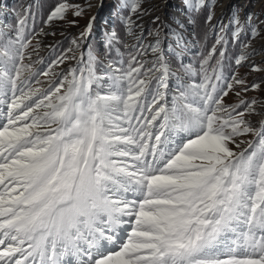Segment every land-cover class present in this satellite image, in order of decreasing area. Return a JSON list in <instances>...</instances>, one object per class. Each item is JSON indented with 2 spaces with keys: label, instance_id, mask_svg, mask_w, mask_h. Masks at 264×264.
Segmentation results:
<instances>
[{
  "label": "snow or ice",
  "instance_id": "1",
  "mask_svg": "<svg viewBox=\"0 0 264 264\" xmlns=\"http://www.w3.org/2000/svg\"><path fill=\"white\" fill-rule=\"evenodd\" d=\"M123 6L136 12L139 0ZM69 7L82 14L65 0L48 21ZM20 25L0 47V264H264V121L245 119L255 99L225 105L233 84L205 75L169 106L159 40L151 67L136 56L109 66L103 92L91 52L84 68L33 88ZM249 133L247 148L230 147Z\"/></svg>",
  "mask_w": 264,
  "mask_h": 264
},
{
  "label": "rangeland",
  "instance_id": "2",
  "mask_svg": "<svg viewBox=\"0 0 264 264\" xmlns=\"http://www.w3.org/2000/svg\"><path fill=\"white\" fill-rule=\"evenodd\" d=\"M118 1H120V3L118 5L115 4L116 8L120 15H122L124 18L126 17L128 28L129 20L131 21V31H129L131 39L139 40L138 38H140L141 36L143 37L142 41L145 45L146 50L143 51L142 56L145 59H149L148 54L152 53L151 49L146 45L155 43L157 40L161 42L162 32L168 34L166 33V31H168L166 25L171 24L181 33H183V30L180 27V23H176V20L187 19L185 5H188L189 9L192 8L195 10L196 8H198L190 6L188 3H186V0H139V10L133 12L131 11L130 7L123 6L125 0ZM62 2H65V0H63ZM66 2L72 6L78 5L79 8L82 9V14L80 16H75L73 14L76 10L75 7H69L63 19H54L50 22L47 19V22L44 24V26L30 39L29 46L25 50L24 63L30 64L31 72L37 74L31 81V86L33 88L46 90L50 86L55 85L58 81L63 80L65 76H68L70 69H81L85 67L84 55L82 57V54L84 52H81V43L84 35L82 36L81 34L86 33L90 21V32H98L100 30L98 26H101V22L99 20L97 21V19L102 15V10L106 8L105 18L109 19V17L111 16L109 8L113 4V2L116 1L66 0ZM205 3H208V5L210 6L208 16L209 14H211L212 16L211 20H208L207 16V24L211 29V35L212 33L215 34V32L217 31L215 43L211 47V49H213V47H215L216 49V46L219 43H222L224 40H227V38H233V40L241 38V40H243L241 41L242 46L239 50L238 55L235 57V60H237L242 54L246 57V59L242 60L240 64H237L238 68H235L234 70L213 69V65H211L210 67H206L207 62L205 67L199 68V64L201 62H205L206 60L204 59V56L206 54L202 53L199 54L200 61L196 64V67L194 64L195 56H192V62L188 64L178 63V61L175 59L176 57L173 56L171 57V60L176 67L181 68L183 71H185L186 67H190L191 72L185 71L189 75H196L197 73H199L200 76L196 79L198 83L203 80L205 75L211 77L212 81L217 83L218 88L221 89L225 88L228 83H232L233 88L231 90H228L227 96L223 97V102L225 105L236 106L239 105L242 100L246 103H250L253 99H255L257 101L256 111L251 115H246L245 119L249 120L252 123L253 127H259L260 121H264V0H191V4L194 5H203ZM14 9L18 13V8ZM2 11L3 10L0 6L1 30H3L2 28L4 27V24L2 22ZM6 12L7 10L4 13L5 15ZM114 16L116 17V14H114ZM234 17H237L239 19V26L241 30L238 34L237 24L233 20ZM92 18L94 19L92 20ZM70 21H75V23H69ZM116 21L115 23H117ZM103 26L107 27L109 26V24H103ZM163 28L165 29V31H162ZM253 28L256 29V35L252 34ZM117 29L118 28H116V31ZM68 35H71L72 38L69 49H67L64 53L54 51V46ZM177 36L178 34L176 32H172L170 35V37L173 39H175ZM188 37V51H194V39L191 36V33L190 35H188ZM195 37L198 42L201 43V32L196 24ZM105 38H107V34L105 35ZM218 40L220 41L219 43L217 42ZM199 43H196L195 45V47L198 46V49ZM177 46L179 48H184L182 38L179 42H177ZM237 46L235 45V43H232L231 47L235 49ZM93 50L97 51L95 45H93ZM113 51L117 53H120L121 51L122 53L126 54L127 62L125 66H120V62L116 61L113 65H110L111 68L126 69L128 67V61L132 56H134V54L131 55L126 52L127 50L124 49ZM233 51L237 52L238 50ZM80 53L82 54L79 56ZM62 55L67 56L68 58L65 59L63 63L52 66L51 70L49 71V66L52 65V62L57 60V58L61 57ZM122 57L124 56L118 55L115 57V59L119 60ZM218 58H220V55ZM99 61L101 65L96 63L94 66L96 70L94 71L93 69V71L95 75H97V77H100V79L95 82L96 84L94 83V86L96 87V85L104 84L103 86L104 88H106L107 85L105 84L107 83V80L105 79V76L108 72L109 67H104L102 55H100ZM45 71H49L48 76L40 74ZM77 74H79V72ZM107 74L110 75L111 73ZM25 75H28V73H25ZM160 75V72L153 73V76ZM216 75H219L221 77V80L216 81ZM146 78L151 79V77ZM236 79L243 81V84H236ZM152 84L156 86L155 80L152 81ZM253 84H257L259 85V87L256 89H252L251 86ZM244 87H247L248 90L244 91ZM173 88L175 90L177 88V84L173 86ZM98 90L103 92L105 89H98L96 87V91ZM174 90H172V94ZM237 93H239V95H237ZM172 94H170L171 98ZM186 102H189V100ZM243 110L244 106H241L239 108V111ZM147 114L148 113H145V115ZM252 140L253 135L251 133L241 135L236 138V142L239 147L237 148L236 145H230V147H232L234 151L238 152L248 147L247 143H241V141L246 142Z\"/></svg>",
  "mask_w": 264,
  "mask_h": 264
},
{
  "label": "trees",
  "instance_id": "3",
  "mask_svg": "<svg viewBox=\"0 0 264 264\" xmlns=\"http://www.w3.org/2000/svg\"><path fill=\"white\" fill-rule=\"evenodd\" d=\"M61 0H38L26 13V18L24 21V29H25V36L27 37L30 33L34 32L36 29H38L44 20L48 18L49 14L51 11L54 9V7L60 2ZM209 8L210 6L208 3H205L195 10H191V16L193 17V20L195 24L199 27V30L201 32V43L199 45V51L197 52V57L199 56L200 53L206 54L204 56V59L207 61V66L210 67L211 65L214 66L213 69H221V70H231L233 69L234 65V56L236 54L235 51L239 48L238 41H235V45L237 46L235 49L232 48L231 44V38L228 40H224L222 43H219L216 46V51L213 53L211 47L215 43V37L210 36L209 33V28L207 25V16L209 13ZM117 20V21H116ZM114 22L115 24V29H117L116 34L119 37V40L121 41H116L115 39L111 40V43L109 42L110 39L106 41L107 47L105 46V50H109L108 53H102L105 57L110 58V59H115L116 56L120 55L122 53H117L113 50H116V48L119 47V50L122 49V42L125 41L124 38V29L122 22L120 19H116ZM14 22V21H13ZM12 22V23H13ZM14 27V25H12ZM68 44V43H67ZM118 46V47H117ZM224 50V55L221 56L220 58V50ZM61 51V50H59ZM209 53H211V56H209ZM98 55H101L100 52H97ZM199 59V58H198ZM98 64H100V61H98ZM206 63L201 62L199 64V68L205 67Z\"/></svg>",
  "mask_w": 264,
  "mask_h": 264
}]
</instances>
